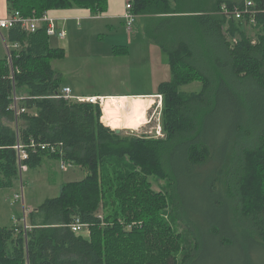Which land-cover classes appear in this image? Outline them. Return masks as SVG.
<instances>
[{
  "label": "trees",
  "instance_id": "trees-1",
  "mask_svg": "<svg viewBox=\"0 0 264 264\" xmlns=\"http://www.w3.org/2000/svg\"><path fill=\"white\" fill-rule=\"evenodd\" d=\"M250 1L258 13L241 19L222 14L223 6H245L233 0L132 1L135 15L160 24L147 36L169 59L171 79L157 94L163 98L160 137L117 134L102 123L100 105L65 99L54 69L65 52L51 47L46 23L34 33L20 25L4 31L10 56L0 58V190L20 181L18 142L29 171L49 158L88 175L28 207L26 232L22 219L0 227V264H191L204 236L222 249L233 244L232 232L247 241L245 250L264 247V0ZM7 8L26 18L72 9L99 16L108 0H7ZM196 82L201 90H181ZM151 179L199 188L212 197L215 215L204 220L180 208ZM170 204L196 239L180 259L174 251L182 242L163 233ZM128 212L141 229L119 223ZM75 222L91 236L75 233ZM150 244L155 252H132Z\"/></svg>",
  "mask_w": 264,
  "mask_h": 264
},
{
  "label": "rangeland",
  "instance_id": "rangeland-1",
  "mask_svg": "<svg viewBox=\"0 0 264 264\" xmlns=\"http://www.w3.org/2000/svg\"><path fill=\"white\" fill-rule=\"evenodd\" d=\"M233 1L247 3L250 0ZM92 16L96 15L92 13ZM108 23L105 20L98 22L84 19L68 21L62 27L67 31L66 39L50 38L52 48H66V54L54 61V69L60 77L61 87L71 86L73 92L79 95H134L149 92L153 84L157 86L171 79L167 54L161 50L158 44L153 43L147 35L145 36L139 25L127 32L122 24L116 21V29L106 31L105 24ZM250 34L254 35V32L250 30ZM114 45L129 46L130 53L127 56H112ZM7 50L6 55H9L10 47ZM201 88V84L196 82L183 87L181 90L194 92L201 90ZM155 96L158 97L159 95ZM155 96L141 97L149 98L147 100L136 99L140 101L138 105L140 110L145 111L144 109L148 108L143 119L137 116L136 112L126 109V104L136 102L134 99L121 98L113 100L114 102H107V106H111L107 107L109 108L107 118H111L109 123L111 121L112 125H118V127L124 125V128L120 129L123 135H146L147 137L157 135L158 126L161 124L163 99L160 103L157 97L154 98ZM100 97L108 99L105 96ZM101 108L103 116V106ZM212 122L218 123L219 118L214 117ZM17 125L16 123L15 126ZM87 175V171L79 167L72 166L63 170L59 161L46 158L42 167L25 172L14 188L0 190V213L5 217L7 213L12 212L19 217L18 221L23 218V204L15 200L16 195L21 194L22 185L25 209H27L29 206L38 207L45 200L57 197L62 184L83 182ZM151 181L155 191L166 193L169 200H175L180 208L184 206L192 210L193 213L195 212L196 215H198L196 213L198 211L204 220L210 217V212L215 215L212 208L209 207L212 197L203 194L199 188L179 185L174 189V186L173 188L170 187L168 180L151 179ZM102 209L98 214L104 221L106 215ZM174 209L176 211L174 205L171 206L170 204L167 213L163 215L168 229L163 233L167 234L170 239L178 240L179 243L182 242L181 248L179 247L174 251L180 259L183 255L182 250L193 248L196 239L188 231L180 212L174 213ZM110 215L112 214L110 213ZM133 218L128 212L124 214L123 220L120 218L118 221L123 227L128 226L129 230L136 227L141 229L143 223L137 222ZM108 221H114V219L110 218ZM22 222L25 225L26 219ZM103 223L107 226L105 221ZM90 232L87 228L83 234L91 236ZM230 235L234 237L233 244L229 248L222 249L215 246L212 239L204 236V248L200 254H195L192 259L194 263L191 262V264H264V247L251 246L245 250L243 245L247 241L239 237L237 233L236 236L234 232ZM132 238L135 237L132 236ZM136 239L139 240L140 238L136 235ZM131 241L133 240H127L128 243ZM132 252H155V249L151 244L141 245L140 248Z\"/></svg>",
  "mask_w": 264,
  "mask_h": 264
},
{
  "label": "built area",
  "instance_id": "built-area-1",
  "mask_svg": "<svg viewBox=\"0 0 264 264\" xmlns=\"http://www.w3.org/2000/svg\"><path fill=\"white\" fill-rule=\"evenodd\" d=\"M132 1L133 0L127 1L126 10H125V13L123 15V19L126 21V27H127L128 31H132V28L134 27V25H135V23L139 17L138 15H135L133 13ZM253 6H254V3L252 1L245 3V6L243 8H235L232 11H230L226 6H223L222 7V14L228 15V16H234L237 19H241L245 15H255L256 13H258V11L253 10V8H252ZM56 20L57 19H54L50 15H44L43 17L26 18V17H23L19 12H16L15 14L9 15L6 18L0 17V35L2 36L3 32L5 30H8L15 25H20L25 31L34 33L38 29H40V27L44 23H46L48 25L47 35L49 37H57L59 39L67 38V31L62 29V28H58V24H57ZM4 41H5V39H4ZM5 43H6V41H5ZM7 48H9L8 45H7ZM9 56H10V54H9ZM61 95L67 100L80 102V103H90L93 105H101V106H103L105 101L107 100V98H103L100 96H88V97L76 96V95H74L72 89L69 87L62 89ZM20 98L21 97L17 96L15 93V101H14L13 108L16 110L17 115H19L18 102L20 101ZM157 99H158V102L160 100V103H162V99H163L162 96H158ZM22 111L24 112L25 110H22ZM101 121H102V118H101ZM102 123H104V122H102ZM158 127L159 128L157 129V135H154V137L162 136V127L160 126V124ZM16 150H17L18 156H19L20 177H22V175L28 171V167L23 164V161L28 158V154L20 142L17 143ZM67 167H68L67 164H65L64 162H61V168L63 170H65V168H67ZM24 199H25V197L23 194V185H22L21 186V194L16 195L15 200L22 202L23 212L25 214L26 209H25V200ZM24 227H25V232H26L29 229L27 223H25ZM71 228L75 233H83L88 227L84 224L79 223V222H75L71 226Z\"/></svg>",
  "mask_w": 264,
  "mask_h": 264
},
{
  "label": "crops",
  "instance_id": "crops-1",
  "mask_svg": "<svg viewBox=\"0 0 264 264\" xmlns=\"http://www.w3.org/2000/svg\"><path fill=\"white\" fill-rule=\"evenodd\" d=\"M127 1L128 0H108L107 11L100 14L99 16H92V13L87 9L61 10V11H56V12L51 13L50 16L53 17L54 19H57L56 21L58 24V28H62L63 25L68 21H76V20L79 21V20L84 19L87 21L93 20V21L98 22V21H104L105 20V21L109 22L108 24H105L106 25L105 26L106 31L108 29H109V31L116 29L117 23H115V22L119 21V23L122 24V27H124V29L128 32L127 27H126V21L123 19V15H124L125 10H126ZM8 16H9V13H8V8H7V0H0V17L6 18ZM152 19H154V18L151 16H144V17L139 16L134 27L136 28V26L139 25L140 28L142 29V31H144L145 36L148 35V32L150 34H155L154 31L159 30L158 26L160 24L157 21H152ZM93 24H95V23H93ZM114 47H128V51H129V46L114 45ZM55 48H57V47H55ZM62 49L64 50V52L66 54V51H65L66 48H62ZM6 50H7V43H5V41H4V32H3V35L2 36L0 35V58L4 57L8 53V50L7 51ZM129 53L130 52L125 53L123 55H119V56H127ZM112 56H118V55L113 54ZM153 85H152L153 90L151 89L149 92H143L141 94H134V95H125V94H110V95L82 94V95H79V94H75L74 92L73 93L76 96H84V97L105 96V97L109 98L112 96L111 99H113V100L121 99V98H129V99H134V100H136V99L147 100L149 98H141V97L142 96H151L152 97V96H155L158 94L157 88H159V85H157V86L156 85L153 86ZM66 87H69L72 89V87L68 86V85L62 87V89L66 88ZM72 91H73V89H72ZM156 97L157 96H155L154 98H156ZM139 102L140 101L136 100V102H133V103L130 102V103L126 104L127 105L126 109H128V110L129 109L133 110L134 108L140 109V107H138ZM144 110H145V112H147L148 108H146ZM108 112H109V108L103 109V117H102L103 122H105L108 125V127H112L115 130L118 128L122 130V128H124V125H122L121 127H118V125H112L111 121L109 123V120H111V118L110 119L107 118ZM29 207L34 208L35 206H29ZM18 219H19V217L17 215L13 214L12 212L7 213L5 215V217H3L0 213V227H3V226L8 227V226L14 225L15 223H17Z\"/></svg>",
  "mask_w": 264,
  "mask_h": 264
},
{
  "label": "bare ground",
  "instance_id": "bare-ground-1",
  "mask_svg": "<svg viewBox=\"0 0 264 264\" xmlns=\"http://www.w3.org/2000/svg\"><path fill=\"white\" fill-rule=\"evenodd\" d=\"M108 101H112V102H114L113 99H112V100H111V99H107V100L105 101L104 105H103V109H105V108H107V107H110V106H107V102H108ZM132 111L136 112V115L139 116V117H142V119L144 118L145 113H146L145 111L140 110V109H137V108H134ZM116 130H120V129H116Z\"/></svg>",
  "mask_w": 264,
  "mask_h": 264
},
{
  "label": "water",
  "instance_id": "water-1",
  "mask_svg": "<svg viewBox=\"0 0 264 264\" xmlns=\"http://www.w3.org/2000/svg\"><path fill=\"white\" fill-rule=\"evenodd\" d=\"M117 132V134H120L121 133V130H115Z\"/></svg>",
  "mask_w": 264,
  "mask_h": 264
}]
</instances>
